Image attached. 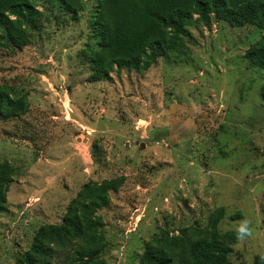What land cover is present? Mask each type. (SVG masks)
Segmentation results:
<instances>
[{
  "label": "rangeland",
  "instance_id": "obj_1",
  "mask_svg": "<svg viewBox=\"0 0 264 264\" xmlns=\"http://www.w3.org/2000/svg\"><path fill=\"white\" fill-rule=\"evenodd\" d=\"M95 4L85 1L71 20L37 0L43 15L30 43L0 47V84L29 102L19 117L0 118V160L14 167L0 264H16L41 225L60 223L84 183L118 176L122 185L98 211L106 264H137L161 231L203 226L220 206L221 232L247 225L229 261L253 264L264 256V73L243 54L263 30L196 22L182 54L89 82L79 51ZM69 261L66 248L52 264Z\"/></svg>",
  "mask_w": 264,
  "mask_h": 264
},
{
  "label": "trees",
  "instance_id": "obj_2",
  "mask_svg": "<svg viewBox=\"0 0 264 264\" xmlns=\"http://www.w3.org/2000/svg\"><path fill=\"white\" fill-rule=\"evenodd\" d=\"M71 20L79 19L87 0H47ZM88 19V35L79 51L87 62V81H108L122 69L143 72L157 59L182 54L188 27L196 22L208 26L212 19L230 27L252 25L263 34L244 52L243 58L264 73V0H95ZM43 13L37 0H0V47L21 50L32 31L41 26ZM27 93L0 84V118L19 117L28 109ZM14 167L0 160V212L6 208ZM118 176L88 181L69 201L58 224L41 225L30 247L16 264H52L59 250L70 249L68 264H106L99 254L107 245L98 211L110 201V193L122 185ZM223 207L213 209L205 225L180 228L176 233L161 231L144 246L137 264H233L228 255L238 238L237 230L224 232L219 223ZM240 218V213L230 216ZM246 234L243 235V237ZM253 264H264L255 256Z\"/></svg>",
  "mask_w": 264,
  "mask_h": 264
},
{
  "label": "clouds",
  "instance_id": "obj_3",
  "mask_svg": "<svg viewBox=\"0 0 264 264\" xmlns=\"http://www.w3.org/2000/svg\"><path fill=\"white\" fill-rule=\"evenodd\" d=\"M247 233V225L246 223L244 225H242L238 230H237V234H238V238H243V235Z\"/></svg>",
  "mask_w": 264,
  "mask_h": 264
}]
</instances>
